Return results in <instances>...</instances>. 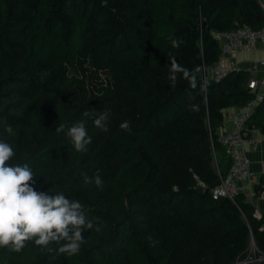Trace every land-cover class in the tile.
<instances>
[{"label":"trees","instance_id":"1","mask_svg":"<svg viewBox=\"0 0 264 264\" xmlns=\"http://www.w3.org/2000/svg\"><path fill=\"white\" fill-rule=\"evenodd\" d=\"M244 25L264 28L257 0H0V139L15 151L10 163L31 167L36 191L63 192L103 225L83 232L75 256L29 242L20 253L0 249V264H235L250 231L264 252V221L245 195L197 191L232 166L218 136L224 111L254 99L248 71L205 83L197 68L221 55L214 33ZM84 111L92 143L79 153L56 128ZM104 112L108 131L93 123ZM249 125L264 134L263 109ZM97 172L102 187L84 183Z\"/></svg>","mask_w":264,"mask_h":264},{"label":"clouds","instance_id":"2","mask_svg":"<svg viewBox=\"0 0 264 264\" xmlns=\"http://www.w3.org/2000/svg\"><path fill=\"white\" fill-rule=\"evenodd\" d=\"M81 119L67 127L64 124L56 128V133H64L73 144L76 152L85 153L92 143L86 130L87 119L93 116L83 112ZM108 113H101L93 121L96 127L108 131L106 120ZM123 130H130L129 122L121 124ZM5 132L12 136L14 129L4 124ZM15 156L12 145L0 139V249L20 253L29 242L37 247L51 250L49 245H58L56 251L67 257L79 253L86 242L83 232L95 228L102 230L103 225L89 219L84 206L78 200H70L63 192L49 195L38 192L32 186L35 173L27 164L12 165ZM85 184L95 183L103 186L99 172L94 177L83 174Z\"/></svg>","mask_w":264,"mask_h":264},{"label":"built area","instance_id":"3","mask_svg":"<svg viewBox=\"0 0 264 264\" xmlns=\"http://www.w3.org/2000/svg\"><path fill=\"white\" fill-rule=\"evenodd\" d=\"M221 48V55L212 68L201 66L197 68L202 80L206 83L207 70H210V79L215 82L222 81L232 72H239L238 56L259 50L262 59L256 64V68L264 72V28L254 30L244 25L229 32H216L213 34ZM248 89L254 94V99L234 113L225 115V121L230 123L229 128L223 131L220 141L224 146L227 155L232 160V166L226 177H221L220 184L210 191L214 200L227 198L234 201L237 196L244 195L251 189V182L254 173L251 169V159L248 149H255L264 134L255 125H249V121L257 110L258 105L264 102V75L260 79L250 78ZM254 217L264 221V213L254 210ZM264 232V223L260 227ZM248 254L243 261L235 264H264V252L256 244V238L252 231L249 235Z\"/></svg>","mask_w":264,"mask_h":264},{"label":"crops","instance_id":"4","mask_svg":"<svg viewBox=\"0 0 264 264\" xmlns=\"http://www.w3.org/2000/svg\"><path fill=\"white\" fill-rule=\"evenodd\" d=\"M264 9V0H257ZM262 59V54L259 50H255L251 53L238 56L240 71H248L250 77L254 79H260L264 72L256 68V64ZM236 108H231L224 111V114H232L236 111ZM264 110V109H263ZM230 123L226 121L224 125L218 130V136L222 135L225 129L229 128ZM249 157L251 159V169L254 173L251 189L244 195L247 202L251 203L255 209L264 213V137L255 149H248Z\"/></svg>","mask_w":264,"mask_h":264},{"label":"water","instance_id":"5","mask_svg":"<svg viewBox=\"0 0 264 264\" xmlns=\"http://www.w3.org/2000/svg\"><path fill=\"white\" fill-rule=\"evenodd\" d=\"M203 29H205V28H208V24H207V22H203L202 23V26H201ZM210 29V28H209ZM206 78L209 80L210 79V70L208 69L207 70V75H206ZM258 109H264V102H261L259 105H258V107H257V110ZM197 191L199 192V193H209L210 192V190L209 189H205L204 187H199L198 189H197Z\"/></svg>","mask_w":264,"mask_h":264},{"label":"rangeland","instance_id":"6","mask_svg":"<svg viewBox=\"0 0 264 264\" xmlns=\"http://www.w3.org/2000/svg\"><path fill=\"white\" fill-rule=\"evenodd\" d=\"M256 238V237H255ZM258 242H257V239H256V244H257ZM250 246V245H249ZM257 247H258V245H257Z\"/></svg>","mask_w":264,"mask_h":264}]
</instances>
